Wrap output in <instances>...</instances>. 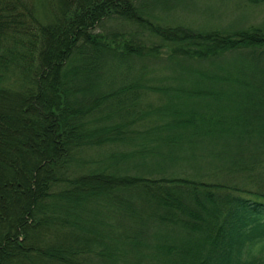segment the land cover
<instances>
[{
  "label": "trees",
  "instance_id": "16d2710c",
  "mask_svg": "<svg viewBox=\"0 0 264 264\" xmlns=\"http://www.w3.org/2000/svg\"><path fill=\"white\" fill-rule=\"evenodd\" d=\"M156 1L0 0V264H227L237 210H264V25H162ZM153 38L178 76L132 74Z\"/></svg>",
  "mask_w": 264,
  "mask_h": 264
},
{
  "label": "rangeland",
  "instance_id": "374dc122",
  "mask_svg": "<svg viewBox=\"0 0 264 264\" xmlns=\"http://www.w3.org/2000/svg\"><path fill=\"white\" fill-rule=\"evenodd\" d=\"M29 2V0H27ZM39 7L44 11L49 12L50 5L48 0H37ZM38 6V5H37ZM146 18H149L153 23L162 25H183L194 30H212L219 29L222 31H232L238 28H245L250 25H264V3L249 4L246 0H159L154 5L144 10ZM97 31H114L118 30L124 36L132 33L145 40V30L134 24H121L116 21H107L103 26H97ZM155 44L160 45V56L153 58H135L131 62H127V66L133 69L132 74L136 75L140 72H159L162 76H178L183 65H178L168 61L165 52L168 47L162 44L157 38L152 39ZM150 42V41H148ZM188 66L194 70V62H186ZM185 66V65H184ZM174 71V73H172ZM168 78V77H166ZM180 81V80H179ZM188 82L178 83L177 85L191 86L194 82L187 79ZM177 83V82H174ZM165 82L164 84H174ZM194 101V100H193ZM115 147L103 146L93 147L88 150L84 156L87 161L91 162L89 167L96 166L100 161H105L107 155ZM105 158V159H104ZM137 173L136 171H132ZM138 173H143L139 171ZM111 220H114L111 219ZM126 224H122L121 228H126ZM148 233L152 234L153 227L147 229ZM146 231V232H147ZM144 238L147 241L148 235L144 233Z\"/></svg>",
  "mask_w": 264,
  "mask_h": 264
},
{
  "label": "clouds",
  "instance_id": "9594fccd",
  "mask_svg": "<svg viewBox=\"0 0 264 264\" xmlns=\"http://www.w3.org/2000/svg\"><path fill=\"white\" fill-rule=\"evenodd\" d=\"M239 220L228 225L234 240L228 248L227 264H264V210L253 213L243 207L238 210Z\"/></svg>",
  "mask_w": 264,
  "mask_h": 264
}]
</instances>
